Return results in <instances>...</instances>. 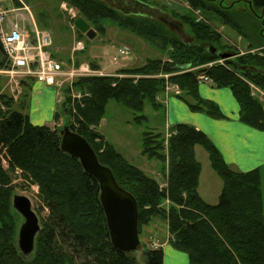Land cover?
<instances>
[{
    "label": "trees",
    "instance_id": "16d2710c",
    "mask_svg": "<svg viewBox=\"0 0 264 264\" xmlns=\"http://www.w3.org/2000/svg\"><path fill=\"white\" fill-rule=\"evenodd\" d=\"M66 1L78 10L79 18L94 26L96 32L104 34L100 21L109 20L157 45L171 60L146 59L140 66L118 70L119 74L131 75V78H78L73 87L89 96L73 106V113L66 89L60 107L65 120L70 116L76 118L78 127L69 125V128L88 142L99 163L108 167L116 183L135 198L139 238L152 218L163 221L167 218L168 243L185 253L190 264H264V166L248 172L230 169L212 141L187 124L172 126L173 133L166 143L164 133L143 131L140 154L157 161L161 173L167 171L166 188H160L155 179L129 163L112 144L88 126L99 125L109 101L129 108L133 112V122L140 124L147 120L142 114L145 104L153 110L161 109L156 97L163 92L164 81L155 76L217 60V52L211 51L214 47L206 51L205 46L217 47L220 36L209 25L195 22L189 14L175 17L190 35L189 39H180L159 21L121 15L99 0ZM187 1L193 8L209 11L205 9V0ZM250 1L248 12L256 18L260 34L258 30L252 36L246 33L232 17L222 21L246 40L264 39V0ZM251 47L249 43L245 54L213 66L207 74L217 87L232 91L240 106V121L262 129L264 107L251 97L243 78L264 90V49L253 47L261 51L258 54L250 52ZM3 63L4 54L0 48V67ZM90 66L99 69L95 63L91 62ZM169 81L180 87L181 99L191 111L222 117L214 103L197 95L198 84L192 72L171 76ZM23 85L27 89L18 108L6 103V110L0 111V264H140L134 255L117 251L111 245L100 207L98 183L84 173L76 158L60 151L59 128L33 125L22 112L31 89ZM54 119H59L57 113ZM195 145L207 153L210 166L221 181L215 204L206 203L197 192L201 167L194 156ZM15 169L24 180L38 186V198L48 209L47 218L35 237L34 252L26 259L16 246L19 215L11 205L12 196L16 194L12 183ZM165 201L169 203L167 215ZM142 259V264H163V251L146 248Z\"/></svg>",
    "mask_w": 264,
    "mask_h": 264
},
{
    "label": "rangeland",
    "instance_id": "374dc122",
    "mask_svg": "<svg viewBox=\"0 0 264 264\" xmlns=\"http://www.w3.org/2000/svg\"><path fill=\"white\" fill-rule=\"evenodd\" d=\"M106 6L114 9L121 15L125 16H144L148 20L155 22L159 21L163 23L160 18H171V22H181L176 16L180 14H189V16L195 20L207 24L220 36V44L215 45L207 44L205 46L206 51L214 47L216 52H226L233 55V57L226 60H233L236 56L246 53L248 44L251 43L252 47L250 52L260 53L258 48L264 49V39H244L236 31L226 25L220 17L211 11L203 12L199 9L193 8L187 0H99ZM210 1V0H205ZM233 0L224 1L226 4ZM235 1V0H234ZM213 6H217L213 4ZM0 8L5 9L9 13V19L19 22L23 25L25 33L28 37H32L34 26L42 31H46L52 38V46L50 53L55 59L62 61L64 64L70 66L78 63H95L99 66L102 74H114L115 78H128V76H121L119 74L120 69L133 68L140 66L146 59L159 58L162 61L169 58L162 53L156 46L150 44L145 39L137 37L133 33L117 26L115 23L109 20H101L100 25L104 28V34H100L94 30L93 25H89V28L95 31V36L92 39H88L84 33L77 30L74 26L76 19L80 17L78 10L66 0H0ZM229 17H232L239 26L245 30V32L252 36V33L260 29L257 26L256 18L248 11L236 10L229 8ZM169 20V19H168ZM182 24V35L184 39H189L190 35L186 27ZM163 26L172 33L179 37L176 33L170 30L163 23ZM179 27V26H177ZM80 42L84 45V50L81 52H72L73 46ZM260 46L258 48H253ZM125 49L126 56L119 55V51ZM215 52V53H216ZM209 53V52H208ZM225 60H215L207 64L196 66L191 68L188 72H192L195 79L202 73L207 74V71L216 65H223ZM9 64L4 55L3 66L0 67V111L6 110V103H12V108H18V103L22 100V95L27 89L23 84L32 87L34 80L32 78H21L20 86L15 84L17 76L10 78L4 71L9 70ZM182 73V72H181ZM118 74V75H116ZM180 74L178 72L171 74H158L156 78H162L164 81L163 92L156 97L158 103L164 101L167 96L183 97V92L180 87L173 82H169V77ZM208 75V74H207ZM16 77V78H15ZM135 79L138 77H134ZM78 79L77 77L72 80H67L62 84V90L67 88L68 98L70 99V109L73 110V106L76 103L81 102L87 95L82 93L73 87V82ZM211 79V78H210ZM244 81V80H243ZM197 82V81H196ZM245 82V81H244ZM246 83V82H245ZM211 84H214L212 82ZM215 85V84H214ZM248 86V84H247ZM252 95L261 105L264 107V90L256 85V88H252ZM254 92V93H253ZM64 95L61 93V100L64 99ZM185 103L184 100L181 99ZM29 93L27 96V106L22 111L28 114V108L30 106ZM60 104L55 106L54 115L57 113L59 119L54 121L53 116L48 114L49 119L45 123L47 127L62 129L64 125L72 126L73 120L70 117L64 119V115L60 112ZM142 114L146 116L147 120L137 124L133 122V112L114 101H109L106 105L105 115L100 121L97 127L88 125L89 129L96 131L103 136V138L114 146L117 152H119L129 163L136 166L139 169H144L145 174L155 179L159 187L166 184L167 171L161 173L160 164L157 161H149L146 157L140 154V142L141 133L143 131H151L154 133L164 132V113L161 109L153 110L148 104H145ZM47 112L43 111L40 118H45ZM45 120V119H44ZM43 122V121H42ZM37 126H41L39 121H35ZM39 123V124H38ZM44 123V122H43ZM78 126V125H77ZM98 141V140H96ZM166 143V142H165ZM197 160L200 162L202 170H209L213 174V178H216L217 188L220 189L221 181L216 173L210 166L208 155L204 149L199 146L196 151ZM152 162H156L155 165ZM153 165L155 167H153ZM143 170V171H144ZM15 193L26 196L31 202V208L41 223L47 218L48 209L38 198V188L32 185L29 181L24 180L22 177L17 176L13 179ZM164 183V184H163ZM202 192V191H201ZM203 193V192H202ZM168 201L164 202L165 214L168 213ZM17 213V212H16ZM18 214V213H17ZM19 215V214H18ZM18 227L21 223V217L18 218ZM17 227V230H18ZM17 236V235H16ZM140 247L134 253H129L138 258L140 264H142L143 250L146 248L163 249L165 244H169L168 240L170 235L167 230V218L165 221L152 218L149 225L144 227L140 235ZM169 247L173 248L172 246ZM163 251V250H162ZM178 251V250H177ZM185 259L167 260L166 264H190L186 258V254L178 251ZM165 264V263H164Z\"/></svg>",
    "mask_w": 264,
    "mask_h": 264
},
{
    "label": "crops",
    "instance_id": "0c3cea01",
    "mask_svg": "<svg viewBox=\"0 0 264 264\" xmlns=\"http://www.w3.org/2000/svg\"><path fill=\"white\" fill-rule=\"evenodd\" d=\"M197 95L201 99L214 103L222 117L213 118L203 112L191 111L187 104L181 101V98L167 96L164 101L160 102L161 110L164 113L165 131L162 133H164L165 140L167 141L172 126L187 124L203 132L212 141L222 160L230 169L248 172L264 166V127L255 129L240 121V106L232 91L227 87H217L214 84L202 82L197 85ZM29 100L30 106L26 115L30 123L36 125L35 121H39L40 124L46 126L45 123L49 119L48 114L51 116L54 114V91L52 88L33 82L29 91ZM43 111L47 112L45 120L40 118ZM198 147V145L194 146L195 159ZM152 163L155 165L156 162ZM154 165L153 167H155ZM143 172L145 173V170ZM212 174L209 170L203 171L201 166L197 192L208 204L217 202L221 189V184L220 189H216L218 184ZM162 250L163 264H166L170 259L174 261L177 258L185 259L176 249L169 247V244H165Z\"/></svg>",
    "mask_w": 264,
    "mask_h": 264
},
{
    "label": "water",
    "instance_id": "95a60500",
    "mask_svg": "<svg viewBox=\"0 0 264 264\" xmlns=\"http://www.w3.org/2000/svg\"><path fill=\"white\" fill-rule=\"evenodd\" d=\"M168 19L171 20L169 16ZM176 23L179 28H182L181 22ZM75 27L88 39L95 36V31L90 29L81 18L75 21ZM175 33L181 37L182 30ZM211 51L215 52V48ZM216 55L222 60L233 57L232 54L226 52H217ZM58 135L60 151L76 158L84 173L92 176L98 183L100 207L113 248L123 253L137 251L140 247V240L137 229V203L133 195L116 183L111 170L99 163L94 150L82 136L68 127L60 129ZM11 205L21 217L16 246L20 255L26 259L34 252L35 237L40 231L39 220L26 196L14 194Z\"/></svg>",
    "mask_w": 264,
    "mask_h": 264
},
{
    "label": "built area",
    "instance_id": "2783aa9c",
    "mask_svg": "<svg viewBox=\"0 0 264 264\" xmlns=\"http://www.w3.org/2000/svg\"><path fill=\"white\" fill-rule=\"evenodd\" d=\"M52 45V38L46 31H42L34 26L32 37L25 33L23 25L14 20H9V13L0 8V48L2 49L9 64V70L4 71L10 76H17L15 84L20 86L18 77H29L46 87L55 90L56 102L61 101L62 84L75 77H85L101 75V72L92 70L88 64L80 63L75 66L64 64L51 56L49 51ZM83 50V45L77 42L72 52ZM125 54V50L120 51ZM199 81H208L205 75L198 76ZM252 95V88L256 86L247 83ZM254 93V92H253ZM0 153V158H1ZM4 167L7 166L5 160L2 161ZM20 171L15 169L14 175L21 178ZM155 247V246H154Z\"/></svg>",
    "mask_w": 264,
    "mask_h": 264
},
{
    "label": "flooded vegetation",
    "instance_id": "af4514ba",
    "mask_svg": "<svg viewBox=\"0 0 264 264\" xmlns=\"http://www.w3.org/2000/svg\"><path fill=\"white\" fill-rule=\"evenodd\" d=\"M224 1L226 0H210V1H204L206 4L205 9L211 11L214 14L219 15V17L221 19L223 18H228L229 17V12L227 11L229 8H233L234 9H238V10H242V11H249L251 10V1L250 0H233L232 2L226 4ZM213 4H216L217 6H213ZM161 20H163V23L165 25H167L168 28H170V30L177 32L179 31V27L178 24L176 22H171L168 19L165 18H160ZM263 26H264V22ZM181 37L183 38V35L181 33ZM184 39V38H183Z\"/></svg>",
    "mask_w": 264,
    "mask_h": 264
}]
</instances>
